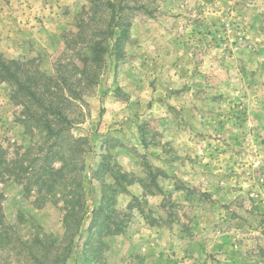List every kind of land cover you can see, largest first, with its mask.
Returning <instances> with one entry per match:
<instances>
[{
    "label": "rangeland",
    "instance_id": "1",
    "mask_svg": "<svg viewBox=\"0 0 264 264\" xmlns=\"http://www.w3.org/2000/svg\"><path fill=\"white\" fill-rule=\"evenodd\" d=\"M129 2L145 8L93 49L89 0H0V60L79 97L63 107L88 140L85 215L65 264H264V0ZM15 87L0 74V220L57 237L68 167L52 192L36 184L59 147L14 175L47 146Z\"/></svg>",
    "mask_w": 264,
    "mask_h": 264
},
{
    "label": "trees",
    "instance_id": "2",
    "mask_svg": "<svg viewBox=\"0 0 264 264\" xmlns=\"http://www.w3.org/2000/svg\"><path fill=\"white\" fill-rule=\"evenodd\" d=\"M89 1L91 4L89 7L90 16L85 23H92L96 19L95 24L100 27L98 32L101 37L95 42L91 36L87 40H84L86 44H83L84 47H88L87 44L89 43L93 44L89 45L91 48L94 46L93 49H95L96 45L102 46L103 44L106 46V41L114 33V28H121L127 25H123V21L127 22V13L129 11L132 13V10L135 8H145L144 4L140 3L137 5L134 2L132 4L129 2L130 0ZM121 31L123 33L124 29ZM95 64L98 66L97 62ZM21 67L22 64L19 60H12L8 63L0 60L2 79L10 80L16 86L14 92L16 91L28 99L26 105L31 110L27 115L28 118L25 119L26 125L24 126L26 129L29 126L36 128L42 137L41 144H47V146L45 148L44 146H38L36 148L38 151L37 155L32 160L27 159L25 167L20 163V160H16L14 168L17 172L14 175L17 176L24 171H28L31 174V162L34 163L35 160L38 161L40 159V161L47 163L48 155L45 153L43 155V152L49 151L48 148L54 149L59 147L56 149L58 153L63 150L62 154H57V160H60L61 165L54 167L51 164H44L42 170L44 172L42 174L43 178L38 180L36 185H38V190H41L42 187L46 191H54L55 184L58 185L55 180L56 176L59 178L63 177V169L68 167L69 178L67 182L70 197L63 201V208L65 210L62 217L63 232L57 237H53L51 234L43 235L40 238L34 237V235L32 237H25L20 233L16 225L7 224L3 220H0V264H11V258L16 262L12 264H17V262H19L18 264H65L71 255L72 248L76 246L75 236L85 215V187L83 184L85 164L82 151L89 147L88 140L83 136H72L66 132L68 128L73 126L76 119H68L64 114L65 107H63L65 105L64 102L69 101V93L74 95V99H78L79 97L75 88H70L68 85L65 86L64 80L66 78L62 74L60 76L59 73L58 77L63 85H53L52 81L57 80L58 77H45L44 74H41L40 77L45 81L40 85L35 82L29 83V85L22 84V71L19 70ZM96 76L97 71L93 69L90 76L91 81H94V77ZM27 122L30 123L28 126ZM63 145H65V149L62 147ZM31 148H33L31 145L26 148L25 153ZM41 155H43L42 158H40ZM5 162L4 152L0 146V173L7 172ZM29 179L24 187H27L30 183ZM50 179H54V181H50Z\"/></svg>",
    "mask_w": 264,
    "mask_h": 264
}]
</instances>
